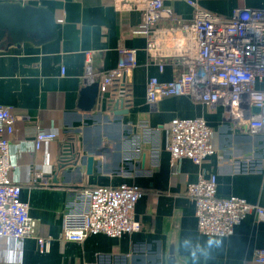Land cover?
<instances>
[{"label":"crops","instance_id":"1","mask_svg":"<svg viewBox=\"0 0 264 264\" xmlns=\"http://www.w3.org/2000/svg\"><path fill=\"white\" fill-rule=\"evenodd\" d=\"M5 2L52 11L58 38L0 51V105L12 108L17 118L10 176L22 187L21 199L36 221L32 238L20 243L0 238V264H169L171 257L176 264H255L254 251L264 249V221L250 213L230 237L203 235L186 189L200 175H214L218 198L238 197L264 209V133L252 135L246 126L227 121L223 105L207 107L186 96L155 105L147 101L150 79L167 83L185 72L183 58L193 50L187 33L162 20L150 37L135 35L142 15L120 11L118 0H0ZM198 3L224 18L237 9L264 10V0ZM164 4L181 22L193 18V8L184 0ZM122 47L137 51V67L124 83L131 92L124 105L128 112L115 114L106 97L91 112L82 111L80 93L93 84L83 82L85 54L93 52L96 70L110 71L117 68ZM176 118L204 119L212 129L216 153L202 167L188 159L172 161L167 143ZM40 130L56 134L57 140L37 151ZM66 141L68 164L60 166ZM88 157L94 158L91 173ZM37 173L42 179L35 184ZM122 184L144 191L135 209L139 232L119 239L97 234L81 243L63 239L64 226L88 209L86 191ZM37 237L51 239L48 253H40ZM209 240L218 243L209 247Z\"/></svg>","mask_w":264,"mask_h":264},{"label":"built area","instance_id":"2","mask_svg":"<svg viewBox=\"0 0 264 264\" xmlns=\"http://www.w3.org/2000/svg\"><path fill=\"white\" fill-rule=\"evenodd\" d=\"M120 11H139L141 25L135 35L150 37L162 20L173 21L187 33L193 47L183 58L185 72L171 82L152 78L147 84V101L155 105L169 97L186 96L207 107L223 105L227 121L244 125L252 135L264 133V10L237 9L229 18L217 16L202 9L198 0H184L193 8V18L181 22L175 11L164 0H118ZM123 1V3H122ZM118 4V3H117ZM137 51L122 47L117 68L96 70L93 52H87L85 85L98 83L101 97L107 103L123 97L129 102L131 92L126 76L137 67ZM159 71L164 61L157 63ZM64 75L65 70L62 69ZM254 109H260L255 113ZM16 116L10 107L0 105V238L18 243L34 237L36 221L30 206L22 201V187L11 180V139ZM213 131L204 119H173L169 126L167 148L172 161L188 159L198 167L216 153L212 144ZM57 140L54 133L38 131L35 149ZM42 174L37 173V184ZM44 185H48L47 182ZM88 209L74 217L63 229V239L81 243L92 235L105 234L119 239L137 233L142 225L136 219L135 209L144 191L137 186L99 187L85 192ZM186 197L196 206L198 229L201 234L227 238L250 213L264 221V209L238 197H217V179L200 175L198 182L187 185ZM40 253L50 251L51 239L36 238ZM255 264H264V249L253 254Z\"/></svg>","mask_w":264,"mask_h":264},{"label":"water","instance_id":"3","mask_svg":"<svg viewBox=\"0 0 264 264\" xmlns=\"http://www.w3.org/2000/svg\"><path fill=\"white\" fill-rule=\"evenodd\" d=\"M58 38L55 15L49 9L22 5L21 3H0V51H8L12 47L20 48L23 43L44 45ZM101 94L98 83H93L82 89L80 93L79 108L82 111L91 112L101 103ZM128 104L123 97L108 102L109 109L113 108L115 114L123 115L128 112L124 105ZM128 106V105H127ZM259 113L260 109H254ZM67 147L63 155H67ZM93 157H88V173L93 168ZM56 181V178L54 179ZM169 264H176L171 257Z\"/></svg>","mask_w":264,"mask_h":264},{"label":"trees","instance_id":"4","mask_svg":"<svg viewBox=\"0 0 264 264\" xmlns=\"http://www.w3.org/2000/svg\"><path fill=\"white\" fill-rule=\"evenodd\" d=\"M66 145H68V144H67V141L64 142V143L62 144V147H63L62 149H63V151H62L61 156H60V161H59L60 166H65V165L68 164V161L66 160V156H67V155H63V153H64V149L66 148Z\"/></svg>","mask_w":264,"mask_h":264},{"label":"clouds","instance_id":"5","mask_svg":"<svg viewBox=\"0 0 264 264\" xmlns=\"http://www.w3.org/2000/svg\"><path fill=\"white\" fill-rule=\"evenodd\" d=\"M214 243H218V242L209 240L208 241V246L211 247ZM185 246L186 247L190 246V241L186 240L185 241ZM196 248H199V245H196ZM192 255L195 257V250L192 251Z\"/></svg>","mask_w":264,"mask_h":264}]
</instances>
